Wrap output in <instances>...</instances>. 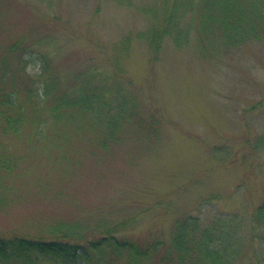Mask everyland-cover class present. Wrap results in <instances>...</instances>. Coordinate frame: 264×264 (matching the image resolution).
I'll list each match as a JSON object with an SVG mask.
<instances>
[{"label": "rangeland", "instance_id": "1", "mask_svg": "<svg viewBox=\"0 0 264 264\" xmlns=\"http://www.w3.org/2000/svg\"><path fill=\"white\" fill-rule=\"evenodd\" d=\"M162 1L0 0V57L12 62L2 85L16 83L27 110L21 136L0 126V238L115 235L156 244L146 264H158L184 215L209 225L235 214L240 264H264L249 225L264 199V39L225 48L222 30L201 14L190 23L188 9L180 44L165 35L152 53L141 35L164 24L153 16ZM114 72L139 98L108 140L77 100Z\"/></svg>", "mask_w": 264, "mask_h": 264}, {"label": "trees", "instance_id": "2", "mask_svg": "<svg viewBox=\"0 0 264 264\" xmlns=\"http://www.w3.org/2000/svg\"><path fill=\"white\" fill-rule=\"evenodd\" d=\"M159 4L156 9L152 8L153 16L164 24H152V28L141 35L153 46L152 53L158 52V40L165 35L180 44L182 32L178 26L184 22L181 21L182 13L188 9L193 15L190 23L201 14L213 28L222 30L217 34L224 40L225 48H234L250 38L257 42L264 39V0H164L161 6ZM162 27H165L163 31ZM19 45L14 43L8 50L14 51ZM8 60L9 57H0V68L12 63ZM3 83L5 79L0 74V126H4V134L21 136L27 119L24 102L18 100L22 90L16 83L9 81L8 86ZM106 83L101 82L98 94L94 88L90 92L86 89V98L77 101L83 105L80 107L85 106L94 114L95 123L103 128L108 140H114L117 131L137 116L136 109L129 103L139 96L136 91L132 92L133 96L128 95L124 90L126 82L119 73L106 76ZM126 85L134 89L130 81ZM249 225L252 244H264V234L257 232L259 227L264 229V199L251 213ZM241 230V220L235 214L216 217L209 225H204L199 216L184 215L178 219L171 244L162 250L158 264H240L247 254L242 246ZM109 247H112L111 251L106 250ZM124 250L127 252L125 259L122 256ZM158 252L156 244L141 248L134 243L122 242L115 235L103 236L88 245L56 239L29 240L19 236L0 238V264H146L148 258Z\"/></svg>", "mask_w": 264, "mask_h": 264}]
</instances>
